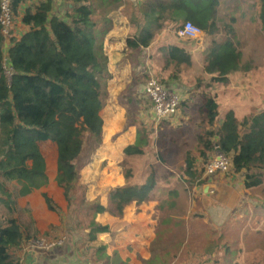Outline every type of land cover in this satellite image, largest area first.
<instances>
[{
  "label": "trees",
  "instance_id": "16d2710c",
  "mask_svg": "<svg viewBox=\"0 0 264 264\" xmlns=\"http://www.w3.org/2000/svg\"><path fill=\"white\" fill-rule=\"evenodd\" d=\"M58 1L61 0H38L34 4L31 0H9L12 26L5 35L0 0V264H20L12 255V249H19L25 240L39 234L35 219L26 217L28 205H21L20 199L49 183L46 160L41 151V143L45 141L56 144L55 182L63 190L68 210L73 207L76 229L79 232L88 229L82 238L85 243L95 242L101 235L110 233L108 224L94 220L106 211V202L114 205L109 214L121 218L128 206L156 200L157 194L162 203L159 206L162 216L156 237L165 239L164 234L177 226L186 233L183 217L188 212V201L184 202L181 195L187 196L201 178L216 145L230 157L234 171H245L244 189L253 200L245 205L246 212L264 211V111L239 119L229 110L217 127L219 105L216 96L207 89L199 93L197 145L186 152L183 166L174 168L178 173L162 176L163 172L159 173L156 164L166 163L164 151H172L166 139L172 135L160 132L152 143L150 136L144 138L138 133L135 143L124 148L117 163L123 182L107 187L105 199L91 194L90 186L83 185L78 159L86 147L91 151L103 140L105 119L102 111L110 97L109 83L113 79L104 43L107 29H95L91 18L93 8L87 5L88 0ZM56 2L61 8L66 4L68 20L54 12ZM203 3L204 0L202 3L200 0H154L148 9L158 8L170 13L175 20L181 21L176 29H182L184 23L190 21L208 35L211 34L210 23L222 20L232 36L228 40L207 37L204 59L206 72L214 75L213 80L224 81L227 75L249 65L245 62L249 40L238 34L235 15L240 5L238 0L226 1L222 7L220 0H209L207 5ZM258 4L264 33V0H258ZM103 6L110 9L108 5ZM228 17L229 21L225 22ZM18 24L26 30L14 37ZM145 30L138 38L128 39V46L148 47L152 33ZM164 50L165 59L175 67L163 80L177 82L185 64L191 62L190 54L178 46H168ZM203 82L204 79H198L199 85ZM184 106L187 104L181 107ZM196 154L203 160L200 170L195 168ZM42 196L49 210H59L46 192H42ZM85 223H88L86 228ZM211 234L223 236V231L212 230ZM186 235L187 244L177 239L175 246L181 253L190 250ZM255 235L257 242L248 248L264 251V224ZM213 245L210 251L217 256L227 255L230 250L222 243ZM199 263L206 264L204 261ZM249 264H264V257Z\"/></svg>",
  "mask_w": 264,
  "mask_h": 264
},
{
  "label": "crops",
  "instance_id": "0c3cea01",
  "mask_svg": "<svg viewBox=\"0 0 264 264\" xmlns=\"http://www.w3.org/2000/svg\"><path fill=\"white\" fill-rule=\"evenodd\" d=\"M135 1L136 0H120V2L117 0H106L105 2L103 0L87 1V5L93 8V14L91 18L95 22V29H107L104 43L105 50L109 56V68L111 74L113 75V79L109 83L110 97L108 98V101L120 102V99L124 98V102L138 103L137 101H141L144 104L149 102V100L141 94V88L143 84L140 85L139 80L147 79L148 77L151 78L152 76H155L156 78L160 76L169 77L175 66L174 63H168L165 59L166 52L164 48L168 46H178L184 48L191 57L190 64H185L183 67V73L181 75V79L179 80L180 84H183L182 89L184 92L181 103H185L187 106L182 108V104H180L176 122L169 124L158 122L153 111L150 109L144 110V108L142 109V107L137 104L141 107V109L136 108V110L141 117L140 119L144 126L143 130L140 132H135L131 138V141H114L110 146H113L114 150H124L125 147L135 143L136 139L138 138V133L139 136L143 134L144 138H146L150 136L148 132L152 130L156 133L155 137L154 135L150 136L152 138V143L153 141L157 140V136L160 132H167L171 134L172 136H169L166 139L169 141L167 146H169L171 148L170 150H172L169 151V149H167L164 151V157L167 159L166 163H156L158 165L157 170L159 173L163 172L164 175L162 174V176L168 177V174L171 172H179L177 169L183 166L186 152L188 150H194L197 145V135L200 132V128L198 126L200 123L199 106L201 103V98L199 97V93L201 90H210L216 96V101L219 105L220 111L217 127L221 125L226 112L229 110L234 111L236 116L240 118L235 106H231L228 109L223 108L222 101L224 100V97L222 94H226L228 91V88L225 85L230 81V76L232 74L239 71H250L253 69V67H250L249 65H247V67L242 66L240 70L227 75L224 81H214V75L206 72L205 68L204 53L207 47L206 35L202 42L199 40L185 39L179 35V30L181 28L176 29L179 25V22L181 21L175 20L170 13L160 11L158 8L155 10L148 9V5H150L154 0H139L138 3H135ZM200 1L202 3V0ZM204 1V5L209 4V0ZM226 1L230 0H220L221 7L224 5V3H226ZM31 2L35 4L38 1L31 0ZM238 2L240 9L237 11V14H235L237 15L238 20V34L244 35L245 38L249 40L250 45L252 39L262 36L264 37V33H262L261 21L258 17L260 6L258 4V0H238ZM103 5L110 6V9L108 10L107 7ZM221 7L219 16L222 14ZM152 8L153 7H151V9ZM229 17L224 19L225 22L229 21ZM215 22L218 23L217 30H213L215 26L213 27L212 24ZM16 29L20 30L21 34L23 30H26V27L22 24H18ZM144 29H146L145 31H150L152 33L150 45L148 47H141L140 49L128 46L127 40L138 38ZM17 30H15L14 37L20 36V34L17 36ZM210 31V36L208 33L207 35L209 37L218 38L219 40H228L232 36V32L228 30L227 27H225V23H223L220 19L210 23ZM218 33H220V35H218ZM221 33L223 34V37H221ZM188 71L191 73L188 74ZM200 78L204 79V82L199 85L198 79ZM222 84H224V86ZM119 85L121 86L120 90ZM133 85L135 87H133ZM150 106L152 107L151 104ZM261 111H264V108H261L256 112L244 113L242 118L254 114L256 115ZM131 125L134 124L132 123ZM150 126H152L154 129H152ZM215 140H217V138H214V141ZM121 157L122 154H120L116 161V167ZM195 157V168L200 170L199 164L200 166L203 165V160L197 154ZM241 175L243 178H245L244 170L240 172L234 171L233 173V177H239ZM48 178L49 183L53 182L57 186L54 174L53 178H51L48 174ZM122 182L123 177L117 184ZM197 184H199L198 180L193 188L190 189L187 196L184 193L181 195V198L184 200V202L188 201V212L183 217L186 228L188 227L189 220H192L193 218H204L196 211L197 204H203V206L206 207L205 201L211 196L209 195V192H207L208 189L206 187H203V193L198 192L199 194L201 193V196H199V194L196 195L193 189ZM215 187H217L216 197L218 199L226 200L228 196L225 198V195L228 191L230 201L229 205L235 204L234 202L237 198V191L234 189L232 184L229 183V186H227L225 182H219ZM224 190L225 192L223 194ZM231 192H234L233 196L230 195ZM222 195L223 198L221 197ZM192 198L194 199V206L191 203V200H193ZM250 201L251 200L249 199V201L245 202L244 204L247 205L252 203ZM159 206H162V203L160 201L159 194H157L156 200L142 203L141 205L132 204L126 208L130 210L132 209L131 207H134V209H136V213L134 212V214H128L127 212H124V216L121 218L110 216L108 219H104L103 221L98 219L99 222L109 225L110 233L101 235L100 238L95 242H86L84 246V252H86L87 256L85 259L91 262L87 264H121L122 262H127L129 264H149L161 261L167 262L169 264H181V249H177L176 254L160 249L161 240L155 235V231L161 224L160 217L162 214L159 210ZM214 206L218 209V205L214 204ZM113 207L114 205L110 208V210ZM249 208H251V206ZM144 209L147 215L152 214V218L146 222H132L133 218H136V214L139 217L144 216ZM245 213H247L246 209ZM123 218H125V220H121ZM117 219L125 221L126 225L119 224ZM128 223L132 224L128 225ZM134 228H136L135 231L130 233V231H132ZM220 230L227 231V228H222L219 230L213 228V231ZM187 231H190V229H187ZM243 231H245V227ZM130 235H133V237H130ZM37 236L42 235L38 234ZM241 237V241L246 243L247 241L244 239L243 234ZM253 242L250 246L253 245ZM170 243L174 248L177 246V241H170ZM217 243H222L224 246L230 247L227 255L222 254L217 256V254L213 253L214 251L212 252L209 250L202 259L197 258L196 255H190L189 258L191 260L187 263H198L204 261L206 264H237L233 257L229 255L232 251L229 243L225 240H221L219 242L211 240L209 244L216 245ZM53 251L54 250L30 252L27 251L22 245L19 249H12V255L20 262V264H73V260L71 258H69V261L64 259L62 260L60 255H58L59 252ZM211 252L212 254L208 255Z\"/></svg>",
  "mask_w": 264,
  "mask_h": 264
},
{
  "label": "rangeland",
  "instance_id": "374dc122",
  "mask_svg": "<svg viewBox=\"0 0 264 264\" xmlns=\"http://www.w3.org/2000/svg\"><path fill=\"white\" fill-rule=\"evenodd\" d=\"M61 1H58V3ZM138 2L139 0L135 1V3ZM58 3H55L57 4V7L55 8L54 12L60 18L62 17L68 20V17L65 13L66 4L63 2L64 7L61 8L58 6ZM212 26H215L213 30L218 29V23L215 22L212 24ZM203 32L206 35L207 39V37H209L210 35L208 36L205 31ZM22 33L23 32H21V34ZM16 34L18 36L20 34V30H17ZM218 35H220V33H218ZM222 35L223 34L221 33V37H223ZM203 40L199 41L202 42ZM245 62L248 63L250 67H253V69H251L250 71H239L232 74L230 76V81L225 85L227 86L228 91L226 92V94H222V96L224 97V100L222 101L223 108L228 109L231 106H235L236 111L238 112L240 117L239 119L243 117L242 115L244 113L256 112L259 109L264 108L263 36L251 40L250 45L245 51ZM190 73L191 72L188 71V74ZM160 77H157V79L162 82H175L169 80L164 81V76ZM147 81L148 79H141L139 80V83L140 85L143 84L144 86ZM175 83H180V81H177ZM222 85L224 86V84ZM179 86L182 89L183 84L181 83ZM133 87L135 86L133 85ZM120 88L121 86L119 85V90ZM123 99L124 98H121L120 102H107L108 104L102 111L103 117L105 119L102 143L99 145L98 148H93L91 151L90 149H88V147H86L84 152L78 159V165H80V169L82 171L83 185H89L91 188V194L95 197L101 196L105 199L107 196V192H105V189L107 187H114L122 179V174L116 167V161L120 154H122L123 150H114L113 146H110L112 145V142H128V140L131 141V138L135 132L143 130L144 126L136 108L141 109L142 107V109L144 108V110L150 109L154 113L153 108L150 106V101L144 104L141 101H137L138 103L124 102ZM137 104H139L141 107ZM176 118L174 119L173 123L176 122ZM132 123L134 125H131ZM150 127L154 129L152 126ZM152 131L148 132V134H150V136L154 135L155 137L156 133ZM140 136H143V134H141ZM41 151L46 160L47 173L50 175L51 178H53V174L55 175V170L57 167L56 144L52 141H45L41 143ZM199 167L201 169L200 164ZM244 179L245 178H243L242 175L239 177H233V173L217 174L216 176H211V179H209V177L199 178V184H197L193 189L195 194L198 195V192L203 193V187H209L207 192H209V195H211L205 201L206 207H204L203 204H197L196 211L200 213V215L204 218H193L192 220H189L188 227L186 228V233L184 231H181L180 226L175 227L172 232H166L164 234L165 239H162L161 237L159 238L161 240L160 249L166 252L169 251L173 254H176L177 251L172 246L170 241L173 242L177 241L178 239L182 240L184 244H187L186 234H188L191 253H189L190 250H187L184 253H180L182 259L181 264H200L199 262L187 263L191 260L189 256L196 254L197 258L202 259L204 257V254L207 252L205 250H210L211 248V245L209 244L211 240H214L216 242L225 240L226 242H228L232 250L229 255L233 257L234 261L237 264H249L250 262H255L259 258H263V250H251L247 248L252 244L253 241V244L257 242L255 233L257 229L262 224H264V211H262L263 209H259L254 210L249 214L245 213L244 203L249 201L250 198L248 196V192L244 189ZM219 182H225L227 186H229L230 183L234 186V189H236L237 191V198L234 202L235 204L229 205L230 201L228 191L225 195V198L226 196H228L226 200H221L216 197L217 187L215 186ZM211 186H214V189H211ZM42 192H46L48 196H50L55 201V203L59 207V210L57 212H53L48 209V205L44 197L42 196ZM224 192L225 190L223 191V194ZM201 193L199 194V196H201ZM230 195L233 196L234 192H231ZM221 197L223 198V195ZM250 202H253V200H251ZM191 203L194 206V199L191 200ZM20 204L23 206L28 205L29 212L26 213V217L35 219L37 227L39 229L38 233L41 234L44 238L48 240L64 238L65 243H63L59 248L53 249V252H59L58 255H60L62 260L64 259L66 261H69V258H71L73 260V264L91 263L89 262V260L85 259L87 256L86 252H84V246L86 243L82 239L84 233L88 231V229H85L88 223L83 224L85 227V230L83 232H79L76 229V226L78 225L77 223H75L76 217L73 215V207L68 210L63 190L57 187L55 183L50 182L48 183V186H44L40 190H36L30 195L21 198ZM214 204L218 205V209L214 206ZM112 206L113 205L111 203L106 202V211L99 213L96 219L94 218V220L98 221L99 219L100 221H103L104 219H108L110 216L112 217V215L109 214L110 208ZM131 208L132 209L130 210L126 209L125 212H127L128 214H134V212L136 213V209H134V207ZM143 214V217H139L136 214V218L132 217V222H146L147 220L152 218V214L147 215L145 209L143 211ZM121 220H125V218ZM121 220L117 219L119 224L126 225L125 221ZM98 223L102 224L99 221ZM131 224L132 223H128V225ZM244 227L245 231H243ZM136 228L130 231V233H133ZM213 228L218 230L222 228H227V231H223V236H219L218 234L214 236L213 234H211ZM187 229H190V231H187ZM246 232H248V234ZM242 234L244 239H246L247 241L246 243L241 241ZM130 237H133V235H130ZM32 251L41 252L47 250H31L30 252Z\"/></svg>",
  "mask_w": 264,
  "mask_h": 264
},
{
  "label": "built area",
  "instance_id": "2783aa9c",
  "mask_svg": "<svg viewBox=\"0 0 264 264\" xmlns=\"http://www.w3.org/2000/svg\"><path fill=\"white\" fill-rule=\"evenodd\" d=\"M1 23L3 25L2 32L8 35L12 26V12L9 0H2ZM179 35L183 38L198 40H203L205 37L203 30L190 21L184 23L182 29L179 30ZM179 85L180 83L175 82H162L152 76L141 88V94L152 104L158 122H174L184 96L183 89ZM204 168L202 178L209 177L211 179V176H216L217 174L234 173V165L230 157L223 153L217 145ZM210 188L214 189V186ZM63 243H65L64 238L48 240L43 236H34L25 240L23 246L27 251L53 250Z\"/></svg>",
  "mask_w": 264,
  "mask_h": 264
}]
</instances>
